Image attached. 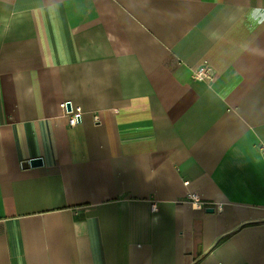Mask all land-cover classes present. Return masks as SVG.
<instances>
[{
    "label": "crops",
    "instance_id": "crops-1",
    "mask_svg": "<svg viewBox=\"0 0 264 264\" xmlns=\"http://www.w3.org/2000/svg\"><path fill=\"white\" fill-rule=\"evenodd\" d=\"M0 264H264V0H0Z\"/></svg>",
    "mask_w": 264,
    "mask_h": 264
},
{
    "label": "built area",
    "instance_id": "built-area-1",
    "mask_svg": "<svg viewBox=\"0 0 264 264\" xmlns=\"http://www.w3.org/2000/svg\"><path fill=\"white\" fill-rule=\"evenodd\" d=\"M193 77L201 80H211L215 78L214 68L207 64H202L193 69ZM62 107L68 116V121L71 126L79 124L83 119L84 110L81 106H75L71 101H66L62 103ZM187 200L194 203H199L201 206L215 205L216 207L222 208L221 204H215V202L203 200L199 192H189L187 194ZM157 203L151 204V210L156 211Z\"/></svg>",
    "mask_w": 264,
    "mask_h": 264
},
{
    "label": "water",
    "instance_id": "water-1",
    "mask_svg": "<svg viewBox=\"0 0 264 264\" xmlns=\"http://www.w3.org/2000/svg\"><path fill=\"white\" fill-rule=\"evenodd\" d=\"M42 163V159L41 158H36L33 160V164H39Z\"/></svg>",
    "mask_w": 264,
    "mask_h": 264
},
{
    "label": "clouds",
    "instance_id": "clouds-1",
    "mask_svg": "<svg viewBox=\"0 0 264 264\" xmlns=\"http://www.w3.org/2000/svg\"><path fill=\"white\" fill-rule=\"evenodd\" d=\"M255 11V10H254Z\"/></svg>",
    "mask_w": 264,
    "mask_h": 264
}]
</instances>
